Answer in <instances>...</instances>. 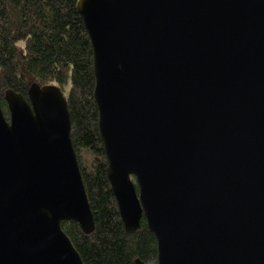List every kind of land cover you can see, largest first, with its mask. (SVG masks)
<instances>
[{"label":"water","instance_id":"water-1","mask_svg":"<svg viewBox=\"0 0 264 264\" xmlns=\"http://www.w3.org/2000/svg\"><path fill=\"white\" fill-rule=\"evenodd\" d=\"M107 174L157 264H264V0H78ZM0 100V264H85L95 220L55 84ZM135 264H145L135 259Z\"/></svg>","mask_w":264,"mask_h":264},{"label":"trees","instance_id":"trees-1","mask_svg":"<svg viewBox=\"0 0 264 264\" xmlns=\"http://www.w3.org/2000/svg\"><path fill=\"white\" fill-rule=\"evenodd\" d=\"M78 0H0V100L10 119L7 89L28 100L33 84H55L68 101L71 137L95 220L86 235L79 223L62 228L85 264H157V240L143 217L141 228H124L107 174L94 99V55Z\"/></svg>","mask_w":264,"mask_h":264}]
</instances>
